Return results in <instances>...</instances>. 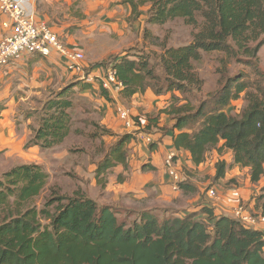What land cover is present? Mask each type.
I'll return each mask as SVG.
<instances>
[{"label": "trees", "instance_id": "1", "mask_svg": "<svg viewBox=\"0 0 264 264\" xmlns=\"http://www.w3.org/2000/svg\"><path fill=\"white\" fill-rule=\"evenodd\" d=\"M125 2L132 7V19L150 5L148 23L162 26L183 19L198 30L190 43L165 46L159 55L146 50L112 56L100 63L105 73L109 68L116 71L126 97L147 88L157 95L171 93L172 103L164 112L177 119L175 147L189 151L196 165L204 163L213 148L220 153L229 149L233 164L248 168L258 184L264 177V88L244 74L231 76L211 95L212 101L201 102L197 109L191 101L175 106V93L202 90L204 79L195 66L203 52H223L252 65L258 80H264L258 57L264 45V0ZM148 33L146 29V38ZM82 81L44 103L28 144L50 149L65 141L72 131L75 87L93 90L92 83ZM243 92L248 101L243 114H229L226 109ZM101 93L108 97L102 83ZM131 137L120 135L107 150L102 145L104 157L96 171L100 184L105 185L113 167L127 164ZM228 166L225 160L217 162L216 180L225 177ZM48 183L49 173L38 163L18 164L0 176V264H264V231L229 214L217 216L208 207L202 209V218L196 212L180 216L169 210L133 209L135 217L127 221L119 218L118 207L102 206L81 189L63 193L59 186H51L38 206ZM179 187L196 191L184 180ZM260 188L262 195H254L253 208L264 214V185Z\"/></svg>", "mask_w": 264, "mask_h": 264}, {"label": "crops", "instance_id": "2", "mask_svg": "<svg viewBox=\"0 0 264 264\" xmlns=\"http://www.w3.org/2000/svg\"><path fill=\"white\" fill-rule=\"evenodd\" d=\"M24 1L38 20L46 21L53 28L68 50L84 54L81 62L84 70H73L70 57L55 48L47 56L23 53L0 70V174L18 164L38 163L51 177L50 163L60 161L64 174L75 181L71 193L81 189L102 206L169 210L180 216L196 212L200 218L205 217L204 207L213 209L217 216L228 214L240 202L256 207L253 197L261 181L253 183L248 168L233 164L231 150L220 153L214 149L211 157L196 165L189 151L175 147L174 137L180 131L174 128L176 121L164 112L172 103L171 93L157 95L151 88L132 97L114 89L107 90L108 97L101 93L100 78L105 69L100 63L144 47L146 29L158 26L148 23L150 5L142 6V13L132 19V7L125 0ZM5 21L0 12V40L9 30ZM82 80L92 83L94 90L92 109L83 110L82 122L95 126L97 131L83 134L77 128L78 136L71 131L53 149L28 144L44 103L69 84L83 83ZM89 90H82L81 94L88 96ZM121 105L130 108L135 117L138 125L133 129L126 128L118 115L117 107ZM87 111L97 117L88 120ZM82 134L91 141L99 139V147H86ZM123 134L132 135L127 145V164L113 167L102 185L96 176L98 163L104 157L101 147L105 145L107 150ZM147 136L153 141L148 142ZM222 144L223 141L218 147ZM172 152L177 155L176 166L184 183L193 185L196 191L185 192L174 185L166 166V158ZM220 160L229 166L225 177L216 180V164ZM243 174L245 188L224 184L241 179ZM210 189L217 191V199L209 196Z\"/></svg>", "mask_w": 264, "mask_h": 264}, {"label": "rangeland", "instance_id": "3", "mask_svg": "<svg viewBox=\"0 0 264 264\" xmlns=\"http://www.w3.org/2000/svg\"><path fill=\"white\" fill-rule=\"evenodd\" d=\"M198 29L194 26L187 25L183 19H177L174 21H169L162 26H152L149 29V33L147 35V44H144V47H136L130 50V54L137 53H146V50L153 51L156 54L163 53L164 47H178L181 45H186L190 43L193 39V33ZM147 48V49H146ZM18 57V56H17ZM259 68L264 72V45L259 51ZM235 59H230L225 56L223 52H203V59L201 62L196 63V71L200 75L202 79H204V85L201 91H193L187 94H183L180 92H176L175 95L179 98V100L175 101V106L179 107L181 104L187 103V101H191L194 103L195 108L197 109L199 104L204 101H212L211 95L215 94L218 90H220L226 83V80L229 77H235L239 74H244L246 79H250L251 81H256L255 86L261 85L264 88V80H258L255 75V70L252 65L246 64L244 62H236ZM226 67V72H225ZM4 68V67H3ZM3 68H0L3 69ZM225 72V73H224ZM80 87L76 88V94L74 98V107L71 110L72 116V135L78 136L76 129L79 131H83V134H89L91 132L97 131L95 126L87 125L84 122V112L85 108L92 109V98H94V90H89L88 96H84ZM86 93V92H85ZM88 98V100H86ZM189 99V100H188ZM248 101L246 99V93H241V96L232 101L230 106L226 109V111L231 115L240 116L243 114L244 109L246 108ZM88 104V105H87ZM91 105V106H90ZM194 110L197 111V110ZM90 113V115H88ZM92 114V115H91ZM97 117L93 112H88L86 117L89 119H93ZM174 121L177 122L172 115H170ZM83 121V122H82ZM91 126V127H90ZM81 129V130H80ZM81 135L83 138L86 147H94L97 149L99 147V139H94L91 141L88 137ZM70 135V134H69ZM84 136V137H83ZM30 141V140H29ZM60 145V144H59ZM223 145V144H222ZM55 148V147H54ZM53 149V148H50ZM215 148L211 149L208 153V157L212 156V151ZM42 165V164H40ZM46 166H48V162L46 161ZM44 167V166H43ZM50 169H52V176L49 174V183L48 187L45 191L38 197L37 204L38 206H42L46 200V198L50 194L51 186H59L63 193H71L74 188L75 181L72 180L71 177H67L62 170V166L60 161H53L50 163ZM45 168V167H44ZM217 168V167H216ZM46 170V169H45ZM47 171V170H46ZM217 171V170H216ZM48 172V171H47ZM49 173V172H48ZM250 174V173H249ZM2 174H0L1 176ZM242 178H237L235 182L226 181L225 185L228 187H233V184H237L238 187H241L246 179L245 175H241ZM240 179V180H239ZM261 185H264V177L261 179ZM245 188V185L242 186ZM256 197L262 195L261 188L258 186V191L254 193ZM134 208H123L120 210L119 218L121 220L132 221L135 217V214L132 211ZM163 216L166 213L160 212Z\"/></svg>", "mask_w": 264, "mask_h": 264}, {"label": "built area", "instance_id": "4", "mask_svg": "<svg viewBox=\"0 0 264 264\" xmlns=\"http://www.w3.org/2000/svg\"><path fill=\"white\" fill-rule=\"evenodd\" d=\"M0 12L6 17L4 25L9 29L8 33L0 40V68L7 66L14 58L23 53H41L47 56L55 48L70 57L73 61L70 67L73 70H84L81 64L85 58L84 54L80 51L71 52L68 50L48 23L38 20L27 9L24 0H0ZM100 81L107 90L120 91L123 87L122 82L118 81L116 71L111 68L101 76ZM117 113L124 121L126 128L133 129L138 125L130 108L123 105L118 106ZM146 140L153 141L150 136H147ZM176 157L175 153H170L166 158V166L177 188L183 178L176 166ZM209 196L212 199H217L218 193L215 189H210ZM228 214L249 227L264 231V214L251 207L247 202H240Z\"/></svg>", "mask_w": 264, "mask_h": 264}]
</instances>
